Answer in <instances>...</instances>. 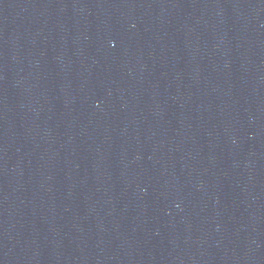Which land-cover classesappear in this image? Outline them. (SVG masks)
I'll use <instances>...</instances> for the list:
<instances>
[{"label":"water","instance_id":"95a60500","mask_svg":"<svg viewBox=\"0 0 264 264\" xmlns=\"http://www.w3.org/2000/svg\"><path fill=\"white\" fill-rule=\"evenodd\" d=\"M0 264H264V0H0Z\"/></svg>","mask_w":264,"mask_h":264}]
</instances>
